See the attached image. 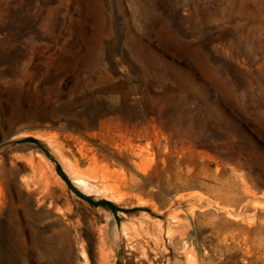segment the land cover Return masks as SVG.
Segmentation results:
<instances>
[{"label": "rangeland", "instance_id": "1", "mask_svg": "<svg viewBox=\"0 0 264 264\" xmlns=\"http://www.w3.org/2000/svg\"><path fill=\"white\" fill-rule=\"evenodd\" d=\"M0 264H264V0H0Z\"/></svg>", "mask_w": 264, "mask_h": 264}, {"label": "bare ground", "instance_id": "2", "mask_svg": "<svg viewBox=\"0 0 264 264\" xmlns=\"http://www.w3.org/2000/svg\"><path fill=\"white\" fill-rule=\"evenodd\" d=\"M77 180H78L79 183L85 184L84 180H82L81 178L78 177Z\"/></svg>", "mask_w": 264, "mask_h": 264}]
</instances>
